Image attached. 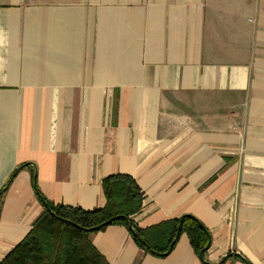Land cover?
<instances>
[{"label":"crops","instance_id":"crops-1","mask_svg":"<svg viewBox=\"0 0 264 264\" xmlns=\"http://www.w3.org/2000/svg\"><path fill=\"white\" fill-rule=\"evenodd\" d=\"M117 174L149 243L184 216L211 243L158 256L112 225L89 237L109 264H264V0H0V263L37 188L100 210Z\"/></svg>","mask_w":264,"mask_h":264},{"label":"trees","instance_id":"trees-1","mask_svg":"<svg viewBox=\"0 0 264 264\" xmlns=\"http://www.w3.org/2000/svg\"><path fill=\"white\" fill-rule=\"evenodd\" d=\"M16 175V173H15ZM6 187L1 192L4 193ZM103 190L107 199L105 208L84 211L79 208L54 205L39 192L45 210L31 232L0 264H109L92 245L89 237L112 225L129 229L134 241L158 256L166 255L182 234H187L195 253L203 261L211 243L208 229L196 218L184 216L160 226L167 233L164 247L149 243L133 217L143 206L144 194L136 181L127 175H111L104 179ZM110 224L105 225L109 220Z\"/></svg>","mask_w":264,"mask_h":264},{"label":"water","instance_id":"water-1","mask_svg":"<svg viewBox=\"0 0 264 264\" xmlns=\"http://www.w3.org/2000/svg\"><path fill=\"white\" fill-rule=\"evenodd\" d=\"M114 219H111V220H109L107 223H105V225H108V224H110L112 221H113ZM200 257H202L203 258V252H201L200 253Z\"/></svg>","mask_w":264,"mask_h":264}]
</instances>
